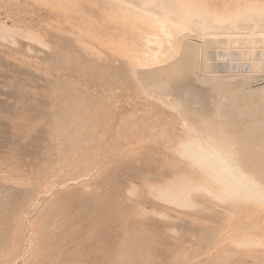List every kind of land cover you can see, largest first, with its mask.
I'll return each instance as SVG.
<instances>
[{
  "label": "rangeland",
  "instance_id": "obj_1",
  "mask_svg": "<svg viewBox=\"0 0 264 264\" xmlns=\"http://www.w3.org/2000/svg\"><path fill=\"white\" fill-rule=\"evenodd\" d=\"M117 9L0 0V21L43 41L0 37V264L11 245L10 264H244L224 252L225 216L150 196L170 169L136 133L155 112L110 53Z\"/></svg>",
  "mask_w": 264,
  "mask_h": 264
},
{
  "label": "bare ground",
  "instance_id": "obj_2",
  "mask_svg": "<svg viewBox=\"0 0 264 264\" xmlns=\"http://www.w3.org/2000/svg\"><path fill=\"white\" fill-rule=\"evenodd\" d=\"M113 4L110 53L155 112L136 133H151L159 172L170 169L150 194L186 215L225 216L226 255L264 264V0ZM19 34L43 44L0 21L1 39ZM15 251L3 250L2 264Z\"/></svg>",
  "mask_w": 264,
  "mask_h": 264
}]
</instances>
